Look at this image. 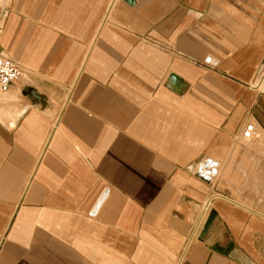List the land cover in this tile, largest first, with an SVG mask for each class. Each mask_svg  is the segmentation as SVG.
Here are the masks:
<instances>
[{
    "label": "crops",
    "instance_id": "crops-1",
    "mask_svg": "<svg viewBox=\"0 0 264 264\" xmlns=\"http://www.w3.org/2000/svg\"><path fill=\"white\" fill-rule=\"evenodd\" d=\"M0 51V264H264V0H0Z\"/></svg>",
    "mask_w": 264,
    "mask_h": 264
},
{
    "label": "built area",
    "instance_id": "built-area-1",
    "mask_svg": "<svg viewBox=\"0 0 264 264\" xmlns=\"http://www.w3.org/2000/svg\"><path fill=\"white\" fill-rule=\"evenodd\" d=\"M24 74V69L22 65L14 61L7 53L0 51V94L9 91L11 86L18 81ZM255 127L252 123H246L241 130V137L245 140H250L254 137ZM221 196L218 193H211L206 199L201 203L199 214L195 225L193 226L180 254L179 261L182 260L186 249L189 244L198 236L199 229H202L208 219L210 218V212L212 208V201Z\"/></svg>",
    "mask_w": 264,
    "mask_h": 264
},
{
    "label": "rangeland",
    "instance_id": "rangeland-1",
    "mask_svg": "<svg viewBox=\"0 0 264 264\" xmlns=\"http://www.w3.org/2000/svg\"><path fill=\"white\" fill-rule=\"evenodd\" d=\"M252 140H253V139H251V140L247 141V143H245V144H246V145H251V143H252Z\"/></svg>",
    "mask_w": 264,
    "mask_h": 264
},
{
    "label": "water",
    "instance_id": "water-1",
    "mask_svg": "<svg viewBox=\"0 0 264 264\" xmlns=\"http://www.w3.org/2000/svg\"><path fill=\"white\" fill-rule=\"evenodd\" d=\"M210 220H211V218H209V219H208V222H207V224H206V226H205V227H207V226L209 225V223H210Z\"/></svg>",
    "mask_w": 264,
    "mask_h": 264
},
{
    "label": "bare ground",
    "instance_id": "bare-ground-1",
    "mask_svg": "<svg viewBox=\"0 0 264 264\" xmlns=\"http://www.w3.org/2000/svg\"><path fill=\"white\" fill-rule=\"evenodd\" d=\"M207 222H208V221H207ZM206 224H207V223H206ZM205 226H206V225H205ZM205 226H204V227H205Z\"/></svg>",
    "mask_w": 264,
    "mask_h": 264
}]
</instances>
